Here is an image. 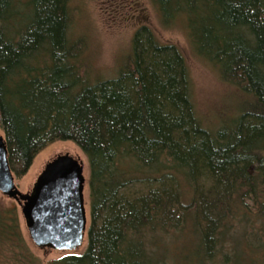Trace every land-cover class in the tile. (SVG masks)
I'll use <instances>...</instances> for the list:
<instances>
[{"label":"trees","instance_id":"obj_1","mask_svg":"<svg viewBox=\"0 0 264 264\" xmlns=\"http://www.w3.org/2000/svg\"><path fill=\"white\" fill-rule=\"evenodd\" d=\"M149 2L239 91L215 129L196 113L182 52L147 24L134 29L116 76L102 79L71 36L70 0H0V128L13 175L58 140L88 163L86 247L46 264H165L166 235L185 225L206 245L201 259L228 264L231 229L252 221L263 225L261 253L247 262L264 264V0ZM18 222L15 203L0 202V254L12 244L15 260L41 264Z\"/></svg>","mask_w":264,"mask_h":264},{"label":"rangeland","instance_id":"obj_2","mask_svg":"<svg viewBox=\"0 0 264 264\" xmlns=\"http://www.w3.org/2000/svg\"><path fill=\"white\" fill-rule=\"evenodd\" d=\"M69 4L72 9L71 36L72 38L80 36L83 39L93 77L102 79L115 77L120 62L130 50L134 29L139 24H147L161 42L173 43L182 52L191 76L194 107L203 125L215 129L222 118L234 112L241 99L239 91L220 80L216 71L195 54L182 23L177 22L172 26L161 24L149 0H70ZM0 134L3 135L1 128ZM65 152L80 157L84 163L86 178L84 200L89 214L87 159L80 148L70 140L54 141L40 150L26 173L18 178L14 176V182L21 192H27L44 165L55 155ZM0 202L5 207L15 203L21 234L32 254L40 259L41 264L58 259L67 253H81L85 249L87 237L84 238L81 246L72 251L36 247L28 235L17 203L1 192ZM262 227L260 221H252L245 230L240 227L231 229L232 232L238 233L234 238H230L233 240L234 251L229 252L230 244L227 242L224 244V252L228 251L226 253L228 264H252L247 262L249 256L260 257V248L256 249V247L261 244L262 235L259 232ZM181 230L175 227L170 230L171 234L166 235L165 264H194L185 261L187 255L194 258L198 256L196 260H199L197 263L200 264H226L222 260V255H216L214 259L208 261L205 258L201 259L206 254V245L203 244L204 249H198L200 242L191 229H186L185 225L184 230ZM241 231H246L244 238L240 237ZM1 249L0 264H22L13 258L17 253L12 249V244L3 245Z\"/></svg>","mask_w":264,"mask_h":264},{"label":"water","instance_id":"obj_3","mask_svg":"<svg viewBox=\"0 0 264 264\" xmlns=\"http://www.w3.org/2000/svg\"><path fill=\"white\" fill-rule=\"evenodd\" d=\"M85 184L82 159L65 152L50 159L31 189L21 192L9 166L4 135L0 134V192L19 206L36 247L72 251L82 245L89 225Z\"/></svg>","mask_w":264,"mask_h":264}]
</instances>
